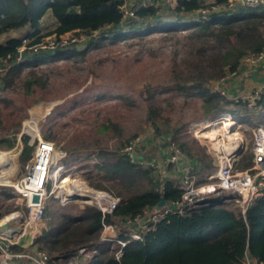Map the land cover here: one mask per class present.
Returning <instances> with one entry per match:
<instances>
[{"label":"trees","instance_id":"16d2710c","mask_svg":"<svg viewBox=\"0 0 264 264\" xmlns=\"http://www.w3.org/2000/svg\"><path fill=\"white\" fill-rule=\"evenodd\" d=\"M225 1L216 0L215 3L202 5L197 0H178L174 7L140 6L135 18L123 20L117 0H0V35L10 30L25 29L23 35L9 36L0 41V63L5 62L0 71V91L11 88L19 78L27 92L44 87L46 78L41 74L44 72H40L41 67H37L39 64L78 54L73 47L61 48L63 46L52 53L31 51V56L27 54L28 51L23 53L26 48L31 50L30 47L38 44L45 36L54 34L60 40L61 35L72 32H99L101 35L89 44L97 46L106 38L109 42H115L124 37L163 32L178 34L184 41L182 47L186 52L185 63L191 73L187 80L175 77L164 89L176 91L186 100L188 97L199 98L206 109L204 116L216 119L220 107L227 101L219 93L207 88L208 80L222 77L227 71H235L244 55L264 49V7L237 8L230 13L215 9ZM203 7L212 9L209 18L205 20L197 16V11ZM47 10L54 16L56 23L52 30L42 33L41 18ZM172 16L174 19H169ZM125 26L130 27L124 29ZM23 46L25 48L21 50ZM145 92L149 101L146 119L157 128L156 120L162 119L163 115L160 106L154 103L156 91L149 87ZM256 104L262 107L259 113L263 115L264 93ZM238 105L241 107L242 103ZM240 109L244 110L243 113L237 112L239 110L228 113L238 123L252 124V117L248 115L252 110H258L255 107ZM163 119L161 124L164 130L160 134L166 133L168 138L163 139L162 145L168 149L174 143L172 141H176L190 162L189 174L196 177V185L204 184L201 179L214 167L212 158L197 146L194 138L177 141L184 127L170 125L168 117ZM110 126L116 131L117 140L114 143L109 146L97 144L90 153L81 156L70 148L61 159L65 170L76 160L87 159V163L82 165L84 179L119 197L116 209L106 215V220L112 221L114 216L133 217L145 208L156 207L161 198L168 202L179 199L183 189L177 176L167 179L160 189V175L155 169L131 160L124 152V144L138 132L124 138L116 123ZM24 132L39 134L30 126L24 127ZM22 140L24 145L20 157L26 161L33 148L27 145L26 138ZM86 147L81 145L77 150ZM91 153L97 162L89 160ZM54 154L59 155L56 152ZM3 155L10 161L11 170L0 168V185L13 186L15 183H12L10 176L16 166V156L7 152ZM252 158V151L240 155L238 168L251 165ZM172 166L170 164L168 168ZM197 178L200 180L197 181ZM2 194L4 199L14 196L7 191ZM4 199L0 200V217L13 209V205ZM47 204L48 200L44 214L47 226L36 240L53 257H60L64 261L78 248L85 246L97 248L95 256L86 264H242L247 249L253 257L264 262V188L245 217L225 207H201L170 214L154 223L142 239H131L122 249L119 260L115 258L119 246L115 244L110 249L107 242L99 239L102 214L95 205H85L75 211L66 209L59 213L50 212L49 216Z\"/></svg>","mask_w":264,"mask_h":264},{"label":"rangeland","instance_id":"374dc122","mask_svg":"<svg viewBox=\"0 0 264 264\" xmlns=\"http://www.w3.org/2000/svg\"><path fill=\"white\" fill-rule=\"evenodd\" d=\"M171 18L174 19L173 16L169 19ZM54 26L55 18L47 10L41 18V32L46 33ZM129 27L125 26L124 29ZM24 33L25 30H11L7 36H20ZM98 35L101 33L78 31L70 35L66 34L68 41L61 48L73 47L78 54L39 64L37 67H41L40 72H44L41 74L46 78L44 87H37L32 92H27L19 78L11 88L0 91V153L15 148L21 149L15 158V169L11 171L12 183L23 175L25 164L32 158L31 153L29 159L21 160L20 155L24 145L22 138H26L27 145L32 148L36 142L37 134L24 132L26 126H30L43 138L53 142L56 147L55 152L59 155H63L71 148L74 153L79 152L81 156L90 153L98 145H111L117 137L116 131L110 125L116 123L124 138L138 132L130 138V140L134 137L140 139L135 148L138 156L145 161L155 160L161 164L170 154V148L167 149L166 145L165 147L162 145L163 139L168 138V134H160V131L164 130L161 121L165 117H168L170 125L184 127L177 141L194 138L197 146L201 147L212 161H214L215 149L227 148L223 147L224 144L209 143L208 138H223L228 147L230 144L243 143L244 148L240 155L252 151L253 130L259 126V123H264V114L259 113L263 110L262 107L258 108V111L252 110L253 114L249 113L248 116L252 117L250 120H253L252 124H239L235 121V126L229 131H224L223 126L219 124V121L229 115L228 111L239 110L237 112L243 113L244 110L240 108L246 107L242 102L246 92L229 94L224 91V94H220L227 102L220 107L218 117L211 120L204 116L206 109L199 98L188 97L189 99L186 100L180 93L164 89L176 79L175 77L187 80L191 75L185 63L186 52L182 47L184 41L178 37V34L152 32L140 37H124L115 42H109L106 38L97 46H90V42L96 40L95 37ZM71 36H75L76 40L71 41ZM45 37L54 39L55 36L52 34ZM58 48L59 46L54 51ZM30 51L32 50L26 48L23 53L27 52L31 56L33 53ZM248 54L250 53L246 55ZM4 65L5 62L0 63V71ZM231 72L227 71L224 77L229 76ZM220 78H210L206 83L207 88L213 89ZM149 87L156 91L154 103L160 106L163 115L162 119L156 120L157 128L146 119V107L149 101L146 99L145 89ZM237 101L242 102L241 107ZM234 133H238L237 137L239 135L240 137L237 139L227 137ZM172 142L174 143L170 145H177L176 141ZM81 145L87 146V149L78 151L77 148ZM89 160L97 162L93 153ZM184 161L187 162L188 159L184 157ZM84 163H87V159L76 160L60 177H69L72 186L76 189L73 196L82 197L83 191L94 189L95 183L82 176ZM154 169L158 176L161 175L157 166ZM206 175L207 172L204 176ZM205 177L201 182H207ZM63 179L58 180L57 187L52 188L53 193L48 197L49 216L50 212L59 213L66 209L75 211L91 204L86 201L87 198H70L71 200L66 203L60 202L61 197L65 196L60 188ZM199 180L197 178V181ZM195 186L201 187L202 184ZM94 187L104 190L98 186ZM12 190L10 185H0V200L4 199L3 191L12 193ZM4 201L13 205L12 211L15 207L22 208L19 204L21 201L16 195Z\"/></svg>","mask_w":264,"mask_h":264},{"label":"built area","instance_id":"2783aa9c","mask_svg":"<svg viewBox=\"0 0 264 264\" xmlns=\"http://www.w3.org/2000/svg\"><path fill=\"white\" fill-rule=\"evenodd\" d=\"M117 1L123 20H129L136 17V11L140 6L174 7L178 0ZM197 1L202 5L216 2V0ZM263 7L264 0H226L215 9L230 13L237 8ZM211 10L208 7L199 9L197 11L198 19H208ZM65 35H61L60 40L55 37L54 39L44 37L38 44L32 45L30 49L35 53L54 51L57 46H64V43L68 41V37ZM70 40L75 41L76 37L71 36ZM23 49L24 46L21 50ZM242 60L251 64L264 62V49L256 53H250L244 56ZM233 73L232 71L231 74ZM229 76L221 77L219 81H216L215 87L213 89L211 87L210 91L224 94V82ZM246 93L242 99L244 106L255 107L256 110H259L258 108L261 106L256 103L260 99L261 94L264 93V84ZM237 102L242 103L240 101ZM262 128H264V123L259 124L253 130V158L251 165L244 168L237 167L240 154L236 155V152L243 143L231 145L230 150L215 149L213 156L214 167L207 173V182L204 185L202 184L201 187L195 186V177L189 174L190 169L185 165L183 151L180 147L174 144L170 145V154L167 160L165 162L162 161L160 164L155 160H151V162L145 161L144 158L138 156L135 148L138 146L137 143H139L140 139L139 137L131 139L125 144L124 152L133 161L148 164L153 168L156 166L159 168L161 173V175L159 174L160 189L163 188L167 179L174 176L168 168L170 164L179 166L182 169L183 173L180 180L183 192L179 199L166 201L159 209L157 207L145 208L141 213L133 217L114 216L112 221H107L105 217L107 214H112L116 209L119 197L106 190L93 187L94 189L92 190L95 193H93L92 197L87 198V201L95 205L102 214L100 241L107 242L110 245V249H113L115 244L118 245L119 248L115 253V258L119 260L122 255V249L130 240L142 239L143 234L151 230L154 223L165 219L170 214L182 213L187 204L200 208L194 203L197 198H187L188 194L197 191L211 197L220 196L218 201L206 204L205 207H225L238 211L245 217L247 210L264 188V140L261 137ZM21 134L20 136H22ZM55 149L53 142L39 134L36 135L32 158L25 164L23 175L11 186L13 188L12 193L21 201L19 204H21L22 208L15 207L13 211L0 217V264H86L97 253V248L83 246L69 255L64 261L60 257H53L50 252L41 248L37 243L36 239L45 228L44 214L48 197L53 193L52 188L57 187L58 180H62L65 177L60 178L65 171L64 164L61 162L65 153L63 155H55ZM49 186H51L50 189ZM203 189H206V191H203ZM34 194L39 197L37 201L32 200ZM71 196L65 194L64 197H61L60 202L66 203L70 201ZM15 202H17V199ZM242 264H264V262L253 257L247 249L244 252Z\"/></svg>","mask_w":264,"mask_h":264},{"label":"crops","instance_id":"0c3cea01","mask_svg":"<svg viewBox=\"0 0 264 264\" xmlns=\"http://www.w3.org/2000/svg\"><path fill=\"white\" fill-rule=\"evenodd\" d=\"M21 30H25V29H21ZM8 32H5L2 35H0V41H4L5 38L9 37L7 36ZM233 72L234 73L231 74L224 82V89L229 94H237V92H248L253 88L261 87L264 84V62H257L255 64H251V63H246L242 60L238 68ZM243 124H247V123H243ZM189 163L190 162L187 161L185 162V165L188 166ZM171 168H170L171 173H173L174 176H177L179 179H181L183 173L182 169H180V167L176 165H173Z\"/></svg>","mask_w":264,"mask_h":264},{"label":"bare ground","instance_id":"6f19581e","mask_svg":"<svg viewBox=\"0 0 264 264\" xmlns=\"http://www.w3.org/2000/svg\"><path fill=\"white\" fill-rule=\"evenodd\" d=\"M219 124H221L223 126L224 131H229L230 128H233L235 126V120H233L232 117H229V115H227L225 118H223L222 121H219ZM237 135H238V133H234V134L229 135L227 137H229V139H237V138L240 137V135H239V137H237ZM261 137L264 140V128L261 129ZM207 140H208L209 143L211 142L213 144H216V143L220 144V145L224 144L223 147L227 148V150L231 149V145L232 144H230V146L228 147V145H225V142L223 141V138H218L217 139L216 137H213V138H208ZM219 141H222V142H219ZM17 149L18 148H15L14 150L7 151V153H14V155L17 156V154L19 153V151H18L19 149L18 150ZM2 154L3 153H0V168L3 167V169H4V167H5V168L9 169L10 166H11V163L8 160V158L6 157V155L2 156ZM70 182H71V180L69 179V177H65L63 179L62 184L60 185V188L62 189V191L65 194L74 195V193H76V189H74V187L72 186V182L71 183ZM203 191H206V189H203ZM83 192H84V194H83L82 198L92 197L93 193H95L90 188L85 190V191H83Z\"/></svg>","mask_w":264,"mask_h":264},{"label":"water","instance_id":"95a60500","mask_svg":"<svg viewBox=\"0 0 264 264\" xmlns=\"http://www.w3.org/2000/svg\"><path fill=\"white\" fill-rule=\"evenodd\" d=\"M50 53H52V51H49ZM244 148V144H242L240 146V148L237 150L236 152V155H239L241 154L242 150ZM38 195L37 194H34L33 197H32V200L33 201H37L38 200ZM71 198H81V199H86V198H82V197H77V196H71ZM188 199H193V198H197L194 203L197 204L198 207H205L206 204H210V203H213V202H216L219 200L220 196H215V197H211V196H208V195H203L201 192L197 191V192H194V193H190L188 194L187 196ZM165 199L164 198H161V200L158 202V204L156 205V207L159 209L161 208L164 204H165ZM191 209H195V207L192 205V204H187L185 206V210H191Z\"/></svg>","mask_w":264,"mask_h":264}]
</instances>
